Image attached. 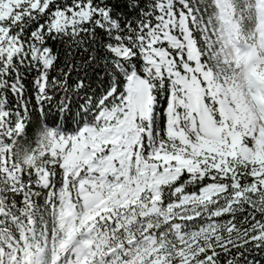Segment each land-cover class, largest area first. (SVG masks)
Listing matches in <instances>:
<instances>
[{
	"label": "snow or ice",
	"instance_id": "6c2138e0",
	"mask_svg": "<svg viewBox=\"0 0 264 264\" xmlns=\"http://www.w3.org/2000/svg\"><path fill=\"white\" fill-rule=\"evenodd\" d=\"M0 264H264V0H0Z\"/></svg>",
	"mask_w": 264,
	"mask_h": 264
}]
</instances>
